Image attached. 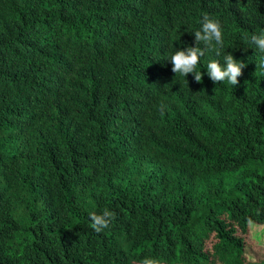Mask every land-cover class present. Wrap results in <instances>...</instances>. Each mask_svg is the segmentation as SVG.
Masks as SVG:
<instances>
[{
    "label": "trees",
    "instance_id": "trees-1",
    "mask_svg": "<svg viewBox=\"0 0 264 264\" xmlns=\"http://www.w3.org/2000/svg\"><path fill=\"white\" fill-rule=\"evenodd\" d=\"M264 0H0V264H264Z\"/></svg>",
    "mask_w": 264,
    "mask_h": 264
},
{
    "label": "rangeland",
    "instance_id": "rangeland-1",
    "mask_svg": "<svg viewBox=\"0 0 264 264\" xmlns=\"http://www.w3.org/2000/svg\"><path fill=\"white\" fill-rule=\"evenodd\" d=\"M252 229L254 235L256 236L255 238L264 243V225H254Z\"/></svg>",
    "mask_w": 264,
    "mask_h": 264
}]
</instances>
